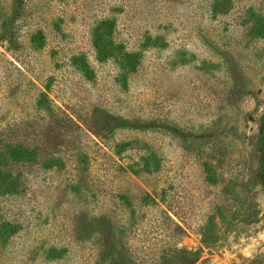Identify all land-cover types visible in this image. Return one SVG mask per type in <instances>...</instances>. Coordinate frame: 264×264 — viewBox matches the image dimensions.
I'll return each instance as SVG.
<instances>
[{"label": "rangeland", "instance_id": "rangeland-1", "mask_svg": "<svg viewBox=\"0 0 264 264\" xmlns=\"http://www.w3.org/2000/svg\"><path fill=\"white\" fill-rule=\"evenodd\" d=\"M17 2L0 0V149L37 160L8 167L0 264H264V0ZM104 21L134 72L98 59Z\"/></svg>", "mask_w": 264, "mask_h": 264}, {"label": "trees", "instance_id": "trees-1", "mask_svg": "<svg viewBox=\"0 0 264 264\" xmlns=\"http://www.w3.org/2000/svg\"><path fill=\"white\" fill-rule=\"evenodd\" d=\"M17 1L16 6H19L20 0ZM228 3L229 1L216 3L213 8L214 13H225L228 10ZM112 29L113 23L110 21L101 22L94 29L92 43L98 59L100 61H104L108 58H114L117 60L124 72H134L140 63L139 54L127 52L123 46L115 44L111 39ZM260 29L257 30L260 31ZM257 34H260V37L263 36L261 35L263 34L262 32H258ZM32 42L37 47H40L43 44V38L39 34L32 38ZM83 71L85 73V70ZM258 124V162L257 169L253 177V185L264 188V114L261 116ZM36 160V150L29 149L21 144H6L2 150L0 149V194L14 195L19 190V179L8 170L9 166L34 164ZM53 165L57 164H50L49 166ZM149 165L150 164L148 162H144L141 166L142 172L147 173V171H149ZM203 168L206 175V182L209 184H215L216 178L213 174L212 168L207 164H204ZM15 232L16 229L14 226L10 224H0V242L5 243L13 234H15Z\"/></svg>", "mask_w": 264, "mask_h": 264}]
</instances>
